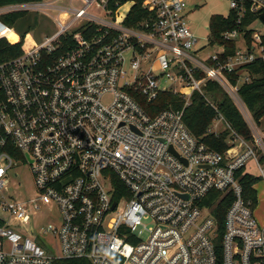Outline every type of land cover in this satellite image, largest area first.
<instances>
[{
	"label": "built area",
	"instance_id": "built-area-1",
	"mask_svg": "<svg viewBox=\"0 0 264 264\" xmlns=\"http://www.w3.org/2000/svg\"><path fill=\"white\" fill-rule=\"evenodd\" d=\"M227 1L236 17L221 35L235 43L230 54L211 31L198 46L187 0H142L146 16L137 26L125 24L137 0L0 6V17L33 11L56 27L0 61V264H264V222L239 179L250 162L264 179V137L248 125L238 93L251 80L245 67L264 64V33L248 31L256 19L264 25V0ZM0 24V40L20 38ZM210 81L252 134L246 140L231 130L223 152L183 121L197 91L230 129ZM165 91L181 95L183 107L150 115L139 97L152 101ZM22 161L37 195L10 203L3 192ZM214 195L230 200L221 228ZM43 205L53 207L54 222L40 235L57 240V249L22 226Z\"/></svg>",
	"mask_w": 264,
	"mask_h": 264
},
{
	"label": "trees",
	"instance_id": "trees-1",
	"mask_svg": "<svg viewBox=\"0 0 264 264\" xmlns=\"http://www.w3.org/2000/svg\"><path fill=\"white\" fill-rule=\"evenodd\" d=\"M29 1L39 0H0V6L22 3ZM141 1L137 0V4L132 7L130 14L128 15L125 24L127 26H137L146 16V11L141 8ZM25 13L17 12L7 15H2L0 21L8 27H14L17 21L24 17ZM236 17L234 14H229L227 17L221 15H212L210 20L209 29L214 41L225 44L228 47L227 53L230 54L233 51L235 43L232 41L223 40L221 35L227 30L235 26ZM251 19L245 18L242 22L243 25H247ZM0 30L5 31V27L0 24ZM32 45L29 40H26L23 36L17 37L10 34L8 39L0 40V61L10 59L17 56L25 48H29ZM251 74V80L242 84L239 87V96L250 111L253 120L256 124L264 116V64L260 61L252 62L245 67ZM235 76L232 77L233 80ZM207 89L213 91L217 96V109L224 119L227 121L229 128H226L222 132L213 133L209 132V128L213 123V120L217 116L216 110L207 105L204 98L197 91H194L191 97V101L183 111V121L188 127L190 132L199 138L202 142L209 145L214 150L223 152L228 148V140L231 137V130L241 135L246 140L252 139V134L249 126L244 120L243 116L236 108L231 99L221 91L214 82H209ZM222 94L220 99L219 94ZM140 104L150 114L154 115L159 111L171 107L174 109H181L184 105V99L179 94L172 92H162L155 100L149 101L145 97H139ZM260 161L264 163V159L260 157ZM239 179L243 186L245 199H251L253 205L257 203L256 189L254 185L261 179L259 176H254L249 172H244L243 168L239 172ZM116 199L118 197H115ZM225 198H217L215 195L210 199V206L213 214L217 218L219 227H222L223 218L225 212L229 206L230 200ZM68 264L70 262L63 261L59 264Z\"/></svg>",
	"mask_w": 264,
	"mask_h": 264
},
{
	"label": "rangeland",
	"instance_id": "rangeland-1",
	"mask_svg": "<svg viewBox=\"0 0 264 264\" xmlns=\"http://www.w3.org/2000/svg\"><path fill=\"white\" fill-rule=\"evenodd\" d=\"M186 19L190 24L191 31L198 39V46L207 45V39L210 35V20L212 15H221L227 17L230 11L227 0H187ZM24 17H21L16 25L12 27L14 33L23 36L26 40L39 43L45 36L50 35L56 30L55 25L42 15H37L33 11H26ZM43 23V26H42ZM6 26V25H5ZM248 31L264 33V25L258 19L248 25ZM209 51H213L211 48ZM222 94H219L220 99ZM242 113V112H241ZM243 114V113H242ZM244 116V114H243ZM247 116V123L251 127L256 128L264 137V116L256 124L255 121ZM245 118V116H244ZM227 124L220 118L213 121L210 131L214 133L222 132ZM247 170L252 175L257 176L258 170L253 163L247 166ZM8 202H26L33 199L37 195V189L33 182L29 165L26 161L18 162L12 166L9 171V182L6 191L3 192ZM256 199L257 203L254 207V215L259 222H264V179L261 178L256 183ZM2 217L4 213H0ZM31 220L27 224H23V228L34 230V235L39 237L43 242L48 243L50 248L57 249V240L50 236L40 235L41 227L47 223L54 222V209L50 205H43L38 210L30 212Z\"/></svg>",
	"mask_w": 264,
	"mask_h": 264
},
{
	"label": "water",
	"instance_id": "water-1",
	"mask_svg": "<svg viewBox=\"0 0 264 264\" xmlns=\"http://www.w3.org/2000/svg\"><path fill=\"white\" fill-rule=\"evenodd\" d=\"M262 19L264 20V14L261 15ZM115 206V203H113V207Z\"/></svg>",
	"mask_w": 264,
	"mask_h": 264
},
{
	"label": "crops",
	"instance_id": "crops-1",
	"mask_svg": "<svg viewBox=\"0 0 264 264\" xmlns=\"http://www.w3.org/2000/svg\"><path fill=\"white\" fill-rule=\"evenodd\" d=\"M250 163H251V162H250ZM250 163H249V164H250ZM249 164H248V165H249ZM246 172H249V173H251V172H250V171H248V170H246ZM254 187H255V189H256V184L254 185Z\"/></svg>",
	"mask_w": 264,
	"mask_h": 264
}]
</instances>
